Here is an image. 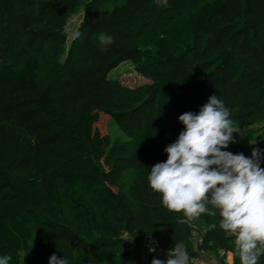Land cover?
I'll use <instances>...</instances> for the list:
<instances>
[{"label": "trees", "instance_id": "obj_1", "mask_svg": "<svg viewBox=\"0 0 264 264\" xmlns=\"http://www.w3.org/2000/svg\"><path fill=\"white\" fill-rule=\"evenodd\" d=\"M105 1L0 0V255L21 264L33 228L31 264H48L53 252L69 264H151L194 235L188 264H213L201 259L208 251L239 264L216 212L189 219L169 210L147 174L167 159L184 127L178 116L214 93L233 124L264 120V0ZM168 11L189 21L154 26ZM106 34L114 40L105 48ZM46 50L60 70L42 84L37 54ZM145 52L158 60L140 69L152 81L142 97H124L110 72ZM101 113L121 135L100 132Z\"/></svg>", "mask_w": 264, "mask_h": 264}, {"label": "clouds", "instance_id": "obj_2", "mask_svg": "<svg viewBox=\"0 0 264 264\" xmlns=\"http://www.w3.org/2000/svg\"><path fill=\"white\" fill-rule=\"evenodd\" d=\"M79 31H73V39ZM105 48L113 43L110 34L101 35ZM184 126L164 152L167 159L155 163L147 174L149 187L160 195L171 211H182L189 219L216 212L220 227L233 237L239 264H259L264 256V167L260 150L251 156L228 151L234 142L230 110L217 94L209 96L198 112L178 116ZM11 257L0 255V264ZM48 264H69L64 255L53 252ZM151 264H188V253L174 245L167 259L153 258Z\"/></svg>", "mask_w": 264, "mask_h": 264}, {"label": "rangeland", "instance_id": "obj_3", "mask_svg": "<svg viewBox=\"0 0 264 264\" xmlns=\"http://www.w3.org/2000/svg\"><path fill=\"white\" fill-rule=\"evenodd\" d=\"M117 1L122 0H106L105 5H112ZM163 3H159L162 5ZM80 15L74 16L69 23V32L72 35V32L76 30V27L79 23ZM189 21V16L186 11L181 13H176L174 11L166 12V18L164 20L154 23L156 27H170L176 24H183ZM178 47V44L175 45ZM39 57V82L46 84L52 77H54L57 72L60 70L58 64L59 58H55L51 52L48 50L43 53L37 54ZM154 53L145 52L138 61L126 60L120 63L110 72V77L114 83L122 91L124 97L127 98H138L142 97L145 93L146 86L151 83L152 79L141 72V68H149L157 63ZM96 127L102 132L110 133L112 137L121 135V132L118 130V126L115 123H110L109 115L101 113L99 122L96 124ZM234 132L232 133L234 137V142L230 143L228 146V151H237L243 152L246 156L253 149L264 146V120L252 121L249 123H234L232 124ZM129 144L133 149H136L140 142L136 140H129ZM137 171L136 169H130L127 171V178L129 182H133L136 178ZM62 212L65 216H68L70 213V208L68 204L62 205ZM36 229L30 228V241L29 247L21 252V264H31L33 250H34V238L36 235ZM196 236L191 239L181 243L179 247L187 252L188 248H196L197 241ZM231 256L226 255L221 261L219 257L212 251L202 253L201 259L203 261L213 263V259H217L218 264H230ZM188 257V263L190 262ZM198 262L197 259H195Z\"/></svg>", "mask_w": 264, "mask_h": 264}, {"label": "built area", "instance_id": "obj_4", "mask_svg": "<svg viewBox=\"0 0 264 264\" xmlns=\"http://www.w3.org/2000/svg\"><path fill=\"white\" fill-rule=\"evenodd\" d=\"M157 3H165V1L166 0H155ZM144 244L148 247H151V246H154V247H156V248H158V243L155 241V240H153L152 238H147L146 240H145V242H144ZM159 252H161L162 253V251H161V249H159L158 250ZM213 264H218V261L217 260H214L213 261Z\"/></svg>", "mask_w": 264, "mask_h": 264}, {"label": "crops", "instance_id": "obj_5", "mask_svg": "<svg viewBox=\"0 0 264 264\" xmlns=\"http://www.w3.org/2000/svg\"><path fill=\"white\" fill-rule=\"evenodd\" d=\"M227 255H228V256H231V257H230V258H231V260H230V264H233V254H232L231 252H228ZM214 260H217V259L214 258L213 261H214Z\"/></svg>", "mask_w": 264, "mask_h": 264}]
</instances>
